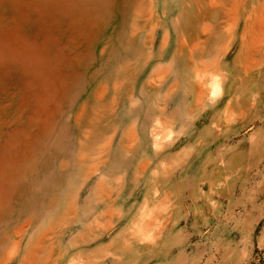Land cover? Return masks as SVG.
<instances>
[{
  "label": "rangeland",
  "instance_id": "1",
  "mask_svg": "<svg viewBox=\"0 0 264 264\" xmlns=\"http://www.w3.org/2000/svg\"><path fill=\"white\" fill-rule=\"evenodd\" d=\"M0 264H264V0H0Z\"/></svg>",
  "mask_w": 264,
  "mask_h": 264
}]
</instances>
